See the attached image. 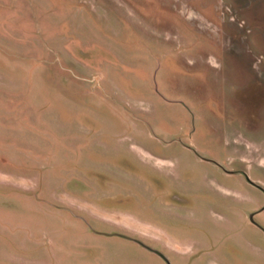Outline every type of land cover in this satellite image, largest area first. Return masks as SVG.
Here are the masks:
<instances>
[{"label": "rangeland", "instance_id": "rangeland-1", "mask_svg": "<svg viewBox=\"0 0 264 264\" xmlns=\"http://www.w3.org/2000/svg\"><path fill=\"white\" fill-rule=\"evenodd\" d=\"M0 264H264V0H0Z\"/></svg>", "mask_w": 264, "mask_h": 264}, {"label": "crops", "instance_id": "crops-1", "mask_svg": "<svg viewBox=\"0 0 264 264\" xmlns=\"http://www.w3.org/2000/svg\"><path fill=\"white\" fill-rule=\"evenodd\" d=\"M84 207H85V205H83V206H81V207H78L79 211H80V210H85V211H87V209L84 208ZM73 208H75V207H73V206L69 207L68 211H69V210L71 211V209L73 210ZM87 208H90L89 211H91V213H93L94 216H95L97 219L101 220L102 222H104V223H106V224H108V225L116 226V227H118V228H123V229H126V230H127L128 228H130V224L132 225V223L129 222V221H122L121 223H119L118 221H116V220H114V219H111V218H113V216H115V215H122V214H120V213H117V212H112V213H111V212L105 211V210H103V209H100V208L97 207L96 205H95V206H94V205H88ZM77 218H80V217L78 216ZM129 223H130V224H129ZM128 231H129V230H128Z\"/></svg>", "mask_w": 264, "mask_h": 264}, {"label": "flooded vegetation", "instance_id": "flooded-vegetation-1", "mask_svg": "<svg viewBox=\"0 0 264 264\" xmlns=\"http://www.w3.org/2000/svg\"><path fill=\"white\" fill-rule=\"evenodd\" d=\"M107 184H108V182H107Z\"/></svg>", "mask_w": 264, "mask_h": 264}]
</instances>
